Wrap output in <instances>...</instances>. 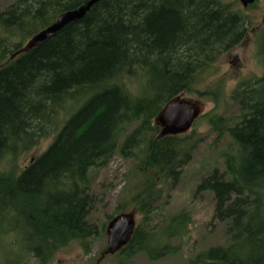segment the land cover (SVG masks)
<instances>
[{
  "label": "trees",
  "instance_id": "obj_1",
  "mask_svg": "<svg viewBox=\"0 0 264 264\" xmlns=\"http://www.w3.org/2000/svg\"><path fill=\"white\" fill-rule=\"evenodd\" d=\"M86 0H14L0 8V245L23 255L0 264H48L59 249L104 232L129 206L140 215L115 254L125 264L174 254L173 239L189 233L185 210L151 225L163 191L173 189L202 141L205 119L223 168L196 185L211 191L226 242L206 247L188 264H264V70L238 83L232 112L199 114L182 133L160 135L156 118L248 30L238 0H99L37 46L30 39L64 11ZM264 67V25L254 39ZM195 126V127H194ZM41 138L47 146L20 166ZM117 154L128 161L127 185L114 212L88 219L96 196L90 173ZM7 238V239H6ZM6 239V240H5ZM12 245V246H11Z\"/></svg>",
  "mask_w": 264,
  "mask_h": 264
},
{
  "label": "rangeland",
  "instance_id": "obj_2",
  "mask_svg": "<svg viewBox=\"0 0 264 264\" xmlns=\"http://www.w3.org/2000/svg\"><path fill=\"white\" fill-rule=\"evenodd\" d=\"M13 1L0 0V8L7 7ZM243 14L249 22L246 36L202 71L191 91L183 92L174 102L193 105L198 109L199 114H203L212 110L215 103L211 96L202 93L206 90L218 89V110L228 114L234 109L229 100L231 90L238 83L255 79L263 73V62L259 56H256L254 39L258 30L264 25V0H257L255 7L244 9ZM195 129L201 135L202 141L194 150L191 161L183 168L177 185L168 190V193L163 191L158 210L151 223L158 225L168 216L185 210L190 213L191 218L188 225L189 233L182 238L172 240V245L177 246L174 254L149 260L140 252L125 264H188L187 260L199 250L226 242L223 224L214 217V198L211 191L196 192L195 189L201 179L209 175L215 167L223 168V159L219 152L223 150L225 144L211 145L215 133L205 119H198ZM49 141V138H41L39 144L32 150L23 152L18 160L19 165L27 164L34 155L47 146ZM127 167L128 161L114 154L103 167L91 171L90 191L95 194L97 202L90 209L88 219L96 226L103 224L105 215L112 214L118 200L124 196L123 189L128 184L125 176ZM124 213L131 215L135 224L140 218L134 206H129ZM6 241H10V238ZM6 241L0 245L2 250L10 247ZM87 245L86 251L78 242H70L56 251L48 264H119V260H122L115 253H104L107 245L105 231L100 232L97 237L90 238ZM2 250H0V259L3 255ZM8 250L11 251L7 256L9 258L15 259L14 255H23L19 244H15L14 250ZM29 264L39 263L29 257Z\"/></svg>",
  "mask_w": 264,
  "mask_h": 264
},
{
  "label": "water",
  "instance_id": "obj_3",
  "mask_svg": "<svg viewBox=\"0 0 264 264\" xmlns=\"http://www.w3.org/2000/svg\"><path fill=\"white\" fill-rule=\"evenodd\" d=\"M99 0H86L79 6L62 12L50 25L37 32L28 42V47L41 44L54 35L67 23L82 18L85 13ZM242 7H247L255 0H238ZM236 56V55H234ZM199 115L198 109L187 103L172 102L165 106L156 118L160 125V135L177 134L187 131L194 119ZM135 221L129 214L113 216L106 225L107 245L104 253H115L121 249L131 237Z\"/></svg>",
  "mask_w": 264,
  "mask_h": 264
}]
</instances>
